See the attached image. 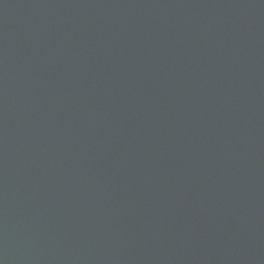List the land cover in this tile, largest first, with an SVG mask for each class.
I'll list each match as a JSON object with an SVG mask.
<instances>
[{
	"label": "water",
	"instance_id": "water-1",
	"mask_svg": "<svg viewBox=\"0 0 264 264\" xmlns=\"http://www.w3.org/2000/svg\"><path fill=\"white\" fill-rule=\"evenodd\" d=\"M0 264H264V0H0Z\"/></svg>",
	"mask_w": 264,
	"mask_h": 264
}]
</instances>
